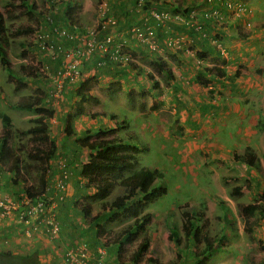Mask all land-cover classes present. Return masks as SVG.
Wrapping results in <instances>:
<instances>
[{"label":"trees","instance_id":"16d2710c","mask_svg":"<svg viewBox=\"0 0 264 264\" xmlns=\"http://www.w3.org/2000/svg\"><path fill=\"white\" fill-rule=\"evenodd\" d=\"M107 1L108 11L116 20L114 26L107 25L98 20V14L94 16L91 25L82 24V18L79 19L78 15L81 12L82 6L80 3L72 2L71 0H45L44 8L45 13L38 9L33 0H18L22 9L31 15L36 14L37 17L42 19L40 29H37L32 42L27 44L26 48L21 50V56L34 57L39 63L42 61V71L48 70L46 78H40V72L30 64L21 65L25 75L18 80L15 88H22L26 86L27 81L25 76L31 78L33 84H41L36 87L37 90L44 91L45 97H39L35 92L29 94L26 98L16 102H7V107L12 109H19L33 113L36 115L32 120L36 125L28 129L22 130L20 133L23 135L30 134L31 142L34 145L33 158L38 161L34 165L37 172L36 178L32 179L31 184L28 185V167L23 164L22 158L15 153L19 148L13 146L12 136L14 135L12 118L4 112H0V122L4 130L3 135L0 137V167L10 173L8 184L3 187L2 176L0 175V191L9 197L21 201L24 197L29 199V203L22 209L29 212V217L34 219L30 220L27 224L18 222L21 232L24 229L32 230V241L35 240H50L48 232V224L42 222L43 216L53 211L59 222L63 209L72 205V207L79 210L77 215L84 220L87 227L96 229L97 237L100 241L106 242L98 236L100 233L106 232L107 227L117 221L127 222L118 236L121 238L118 242L117 260L119 264H158L157 254L150 248V236L146 232L147 226L153 221V215L146 211V208L151 204L159 195L164 193V188L159 186L162 173L157 168L145 167L137 169L136 159L140 151L144 152L142 143L137 141L136 133L129 131V125L125 119H120L114 112H105L99 110L98 112L90 113L92 120H97L92 123L89 128L76 129V123L82 116L87 115V105H101L98 97L90 93V89L95 84V80L87 77L84 72V64L94 60L96 70L102 69L105 65H98L103 60V56L99 52L93 53L87 59H82L78 66L80 72L77 81L69 82L68 77L64 78L62 88L57 89L54 77H61L64 71V65L68 59L65 58L67 50L71 47L80 46L81 42L78 40V35L86 33L88 28L94 31V37L98 40H105V38L114 31L116 37L112 43L111 50H114L117 42L121 40V32L132 25H151L153 26L156 34V39L159 34L157 21L151 16L150 10H162L170 14H186L190 8H198L201 14H211L213 11L218 10L224 14V7L220 5L221 0H212L211 4H207L205 0H189L184 3L175 0H144L143 5L139 8L136 7V0H100ZM246 4L248 9L250 7L245 0H241ZM2 0H0L1 6ZM98 5V6H99ZM98 8V7H97ZM121 9V13L116 10ZM206 10V11H205ZM97 11V9H96ZM123 11V13H122ZM203 11V12H202ZM25 12V11H24ZM251 12V10H250ZM120 14V15H118ZM118 15V16H117ZM117 16V17H116ZM213 16V15H212ZM212 16L210 18H212ZM199 18L201 23L200 31L205 32L207 35H213L221 40V29L213 30L211 19ZM250 19V13L248 14ZM169 30L177 31L178 33H171L168 31L167 35L170 39H179V47L175 50H182L185 47L191 49L192 43H188L183 39V36L190 37L192 41L197 40L198 33L193 28L183 25L174 26L167 23ZM231 25L227 23L224 27ZM164 26V25H163ZM253 27V26H252ZM237 35L241 38L246 37L249 31H242L239 27L233 26ZM31 29L27 28L21 33H31ZM158 32V33H157ZM71 33V34H70ZM185 36V37H186ZM199 44H201V40ZM167 42V41H166ZM166 42L163 44L166 46ZM9 43L10 38L8 34V27L6 25L5 15L0 8V66L7 70L8 76L11 80L17 79L14 77L16 72L13 70L12 62L9 57ZM208 44L207 42H203ZM168 46V45H167ZM171 46V45H169ZM168 46V47H169ZM128 50V49H126ZM187 50V49H185ZM213 52L217 54L218 58L222 59L223 55L219 50L212 47ZM198 53V55H197ZM99 56H96V55ZM206 53H201L196 50L194 55L203 58ZM96 56V57H95ZM217 58L216 61H219ZM198 59V57H197ZM46 62V64H44ZM112 64V63H111ZM158 73H162L166 78H171L170 70L165 66L164 62L157 58L155 61ZM201 63L195 65L200 67L195 79L202 84H209L211 81L207 78H201L202 74L212 75L216 78L221 77L224 71L220 67H201ZM114 69L109 71L108 78H112L110 82L105 84L101 91L107 94L113 101L122 93V85L120 79L122 78V71L120 65L114 64ZM52 73V74H51ZM49 76V77H48ZM86 76V77H85ZM147 78L152 81L151 87L153 93H156L158 83L152 74H148ZM25 80V81H24ZM47 90H46V89ZM45 89V90H44ZM153 97L149 92L143 89L140 96ZM72 98H74L72 100ZM128 98V97H127ZM131 101V98H129ZM103 100V99H102ZM66 105L68 107H66ZM100 107V106H99ZM109 116V119L105 120ZM141 115H145L142 113ZM99 119H101L99 121ZM112 123L111 126L108 124ZM55 124V125H53ZM50 126L60 127L58 133L61 135V142L57 146L55 139L50 136ZM139 143L140 145L138 146ZM60 148V155L56 151ZM86 150L85 155L82 153V161L80 162V170L75 171L73 166L69 164V154L78 150ZM60 156V158H58ZM81 156V155H80ZM56 158V163L48 168V163ZM55 159V160H56ZM240 162L244 163L247 167L260 171V164L258 157L250 148H245L242 154L236 156ZM55 162V161H54ZM60 162L61 165L59 164ZM66 174L65 179L62 178ZM127 173V174H126ZM115 174L124 175L125 179L117 181ZM76 178V187L79 190L78 199L65 200L68 182ZM82 178V179H81ZM6 180V178H5ZM59 180L66 181L65 188H59L57 182ZM122 186L123 192L117 195L113 200L109 201L107 198L111 194L115 186ZM245 187H233L231 195L239 194ZM54 188L55 193L50 192ZM86 190V191H85ZM85 191V192H84ZM264 197V191L261 192ZM87 197L92 201H100V207L96 215L91 216V213L86 211L84 207H78L79 198ZM215 202L222 213V225L217 233L212 238L209 236H201L200 228L202 222L200 221L201 209L189 210L180 212L181 214V234L174 223L168 224L167 238L169 242L177 249L175 258L177 261H171V264H207L209 256L214 253V248L226 250L222 241L224 242L229 235L226 231L229 230L228 214L230 209L227 203L217 197ZM55 203V204H54ZM41 204V205H39ZM39 205V206H38ZM54 205L52 208L50 206ZM185 207V204L183 205ZM38 207L39 210H31V208ZM180 208V207H178ZM193 208V207H192ZM44 210V211H43ZM36 211V212H35ZM169 214V213H168ZM245 214L248 219L245 223L244 230L248 233L253 231L254 226L261 219H264V204L252 203L245 207ZM39 215V216H38ZM169 214L167 217H170ZM38 216V217H37ZM0 219H2L0 217ZM127 220V221H126ZM45 225V226H43ZM36 228L35 230L32 227ZM61 227V226H60ZM90 228V227H89ZM231 228V227H230ZM235 229H230V232ZM226 232V233H225ZM25 237V236H24ZM58 238L54 239L57 240ZM30 241V240H28ZM219 243V245H218ZM104 244V243H103ZM103 247V245L100 244ZM132 247L131 253L128 258L124 260L123 251ZM264 250V246L261 245ZM62 259V258H61ZM65 264L64 262H61ZM0 264H41L39 261V254L36 250L30 251L27 254H15L10 251L0 250ZM259 264H264L262 261Z\"/></svg>","mask_w":264,"mask_h":264},{"label":"rangeland","instance_id":"374dc122","mask_svg":"<svg viewBox=\"0 0 264 264\" xmlns=\"http://www.w3.org/2000/svg\"><path fill=\"white\" fill-rule=\"evenodd\" d=\"M36 3V6L42 13H45L44 3L45 0H33ZM72 2L80 3L82 6L81 9H85L86 15L82 18V24L91 25L93 20L95 19V11L99 5L100 0H71ZM180 3H184L186 0H175ZM189 1V0H187ZM252 1L249 3V7H253L255 5H259L264 10V0ZM2 12L5 15L6 25L8 27V34L10 38L9 43V57L12 62L13 70L16 72L17 79L11 80L8 76L7 70H5L2 66H0V112L7 113L12 118L13 123V131L14 135L12 136L13 146L19 148L15 151L17 155L22 158L23 164H26L28 167V185L31 184L32 179L36 178L37 172L35 171L34 165L38 164L33 158L34 155V145L31 142V135L26 134L23 135L20 133L22 130L28 129L32 126H39L32 122L31 119L36 117L35 114L20 111L19 109H12L7 107V102H16L18 100H22L26 98L29 94H33L34 92L39 95V97H45L44 91L37 90L36 87L32 86L33 83L31 78L25 76V80L27 81L26 86L20 88H15L20 82L18 78L25 75V72L22 70L21 65L27 64L31 65L34 68L38 69L40 72V78H46V73L50 70V67L45 72L42 71L44 65H42V61L39 63L34 57L21 56V50L27 47L29 42L34 40L36 36L35 32L37 29H40V25L42 19L37 17L36 14L29 15L26 13V10L22 9L19 5L18 0H2L0 6ZM25 11V12H24ZM250 19H252V24L257 26L255 22V16L250 12ZM262 20V19H261ZM30 28L31 33H21L24 29ZM255 28V27H254ZM253 27L250 28V31L254 30ZM249 31V32H250ZM203 43V42H202ZM154 53V52H153ZM155 54V53H154ZM138 58H136L137 60ZM199 59V58H198ZM206 61V59H202V61ZM201 63V59H199ZM225 59H220L219 63H224ZM46 64V62H44ZM138 65L134 60L129 63L130 66ZM152 73V72H150ZM24 74V75H23ZM52 74V73H51ZM24 80V81H25ZM41 84V82H40ZM37 84V85H40ZM46 89V88H45ZM44 89V90H45ZM147 91L152 93L153 89L151 86H147ZM47 90V89H46ZM159 93V91H158ZM106 96H104L105 98ZM128 97V98H127ZM260 97H264V94L261 93ZM103 101L100 107H96L97 105H87L86 113L87 115L82 116L76 123H74L75 128L85 129L89 128L94 121L90 117V113L98 112L99 110H103L107 113L114 112L120 119H126L129 125V129L133 130L136 133L137 141L141 144L142 148L145 150L144 152L140 151L138 155V162L136 160V168L139 169L142 166L157 168L162 173V178L159 181V186L164 188V193L159 195L151 204L148 205L146 211L150 212L153 215V221L150 225L147 226L146 232L149 234L151 238L163 239L161 243V251L157 254V262L158 264H171V261H177L178 258H175L176 248L167 241L168 234V224L174 223L177 225L179 233L181 234V214L183 211H191L196 209H201L200 205L203 206L201 209L200 221L202 222L200 233L201 236H212L218 232L222 225V213L220 212L219 207L215 202V198L219 197L223 199L229 209L230 213L228 214L229 218V230L226 231L229 236L227 239L234 238L232 242L235 243V246H228L229 243H225L226 240L221 244H225L226 252L222 250H218V247L214 248V253L209 256L208 264H259L264 261V250L261 248V245L264 246V219L257 222L254 226L253 231L248 233L244 230L245 223L249 221L251 218H248L245 214V207L252 203H262L264 204V197H262V191H264V176L263 180L259 181L258 173L253 170L245 167V164L240 162L238 159H234L232 155L234 153V145H236V141L239 139V135L233 133V140L229 144H223L220 140L215 141V137L217 134L215 132L207 133L205 136L195 137L196 139L193 141V144H196V149L200 148L202 142H206L204 146H202L204 150L207 151V154H200L195 151L193 156L198 157V162L203 161V168L205 173L210 175L212 172V176H206L202 174H191L190 170L193 169L189 166L190 161L185 157V155L176 154L172 149L168 148L166 143L168 142L167 136H165L162 132L157 131V129H175L171 128L168 123L165 122L164 118L168 113L159 110L160 107L157 105V101L153 100L151 96L148 94L143 97L140 96V93L130 92L127 94L120 93L119 96L115 99V101L109 102L108 100ZM131 98V101L130 99ZM74 98H72L73 100ZM251 108L249 111H245L246 115H249V112L252 115L251 119H246L244 122V128L246 129H254L257 133H264V100L252 101L251 103H245ZM66 107H68L66 105ZM159 110V111H158ZM145 113V115H141ZM133 115V117L130 116ZM158 115L157 124L154 125L155 115ZM153 116V117H152ZM139 118V119H136ZM143 119H148L152 122L151 127H147L146 123H141ZM159 118L161 121L159 122ZM109 119L107 118L105 120ZM135 119V120H134ZM189 118H185V124L190 127H195L194 123H191ZM101 119H99L100 121ZM248 122H251L249 124ZM231 124L236 125L234 121ZM55 125V124H53ZM142 125V126H141ZM54 126H50V129H53ZM146 129H145V128ZM141 128V129H140ZM178 128V127H176ZM229 125L224 126V130L222 133L229 132ZM60 127H55V129L51 130L50 136L55 139L57 146L59 142H61V135L58 133ZM168 131V130H167ZM232 131V129H230ZM3 128L0 122V137L3 135ZM240 137H243L240 135ZM190 135L186 140L190 139ZM256 138V137H254ZM260 140L257 142L259 145H264V135L262 137L257 136ZM257 140V139H255ZM139 143L138 146L140 145ZM185 143V142H184ZM166 148L163 150L161 147L165 146ZM161 146V147H160ZM242 147V144L239 145ZM183 147L181 146L180 149ZM241 149V148H240ZM60 148L56 151L57 155H60ZM240 151V150H239ZM257 156L262 159L264 162V149L257 150ZM82 153L85 155L87 153L86 150H78L74 153L69 154V164L73 166L72 168L75 171L80 170L82 161ZM81 155V156H80ZM228 156L229 161L236 165L235 168L245 169L246 177L244 179L236 178V176H229V172L225 171L224 166H222L223 160ZM60 158V156L58 157ZM53 158L48 163V168L53 166V163H56L57 159ZM219 159V160H217ZM217 161L220 164V168L215 166L216 170H212V166L208 165V161ZM55 161V162H54ZM54 167V166H53ZM210 169V172L206 169ZM235 172H240V169L234 170ZM256 173V175L254 174ZM127 174V173H126ZM115 174V178L117 181H122L126 177L125 175ZM0 175L2 176V185L5 187L8 183V179L10 177V173L6 170H2L0 167ZM6 178V180H5ZM82 179V178H81ZM70 184V183H69ZM68 184V185H69ZM245 187L239 194L231 195V190L233 187ZM86 191V190H85ZM84 191V192H85ZM123 192L122 186H115L112 190L111 194L107 198L109 201L113 200L117 195H120ZM78 207H84L86 211L91 213V216L96 215L99 210L100 202L92 201L87 197L79 198ZM185 204V207L183 206ZM180 207V208H178ZM193 207V208H192ZM170 217H167L169 214ZM249 219V220H248ZM77 225L87 227V224L84 223L82 218H78ZM125 221H117L110 226H108L107 231L100 233L102 239L106 240L104 243V247L108 251L107 254L109 257H112V263H114L113 259L115 258L117 246L118 244H112L113 241H117L119 236L118 234L126 225ZM90 227V226H89ZM235 229V231H231L230 229ZM87 229V228H85ZM90 234H94V228L88 230ZM225 232V233H226ZM62 237V235H60ZM85 234L81 237L86 239ZM63 238V237H62ZM82 239L80 237L68 238L64 239L63 244L60 245L61 252L64 251L66 245L72 243H80L88 241ZM30 240L29 242H31ZM219 245V243H218ZM221 249V247H220ZM123 258L126 260L131 253V247L123 251ZM177 253V252H176ZM242 253V254H240ZM237 255H241L240 260H236L235 257ZM61 253L57 250L55 253V257H60ZM245 258V260H244ZM142 261L141 264H143ZM115 264V263H114ZM125 264H130L129 262ZM147 264V263H145Z\"/></svg>","mask_w":264,"mask_h":264},{"label":"crops","instance_id":"0c3cea01","mask_svg":"<svg viewBox=\"0 0 264 264\" xmlns=\"http://www.w3.org/2000/svg\"><path fill=\"white\" fill-rule=\"evenodd\" d=\"M110 1L113 3L115 2L114 0ZM245 1L248 6L252 1L259 3L258 0ZM250 10L256 18L253 23L255 22L257 26L252 24L253 28H255L253 31L249 30L250 32L246 37L241 38L238 36L232 25L221 28L222 41L226 49V53L223 57L225 62L222 64H217L219 63V61H216L218 56L215 51L213 52L211 45L204 44L202 42L199 44V41H197L198 39L196 41H192L190 37H187L186 35L185 41L192 43L191 49L185 47L182 50H175L172 46H164L163 44L166 42V39L169 38V35H167L168 31L171 33L173 32L169 30L170 25H168L162 29H158V48L157 51L154 52L155 54L152 51H149V49H147L144 45L131 43L129 45V50L138 65H120L123 74L120 79L123 94L130 92L138 94L143 89L147 91V86H151L152 83V81L147 78L148 74H152L154 81H157L158 88L156 93H149L153 96V100H158L157 105L160 107L159 110L168 113L164 118L165 122L168 123V126L170 125L171 128H175L167 129L168 131L166 129H157V131L162 132L165 136H167L168 142L166 145L168 148L172 149L180 156L181 154L185 155V157L189 159V166L193 168L190 170L191 174H202L209 177L210 175L212 176V172H210L209 168L206 170L210 172V175L204 172L205 170L203 168H206V166L204 167L203 165L204 160L199 163L198 157L193 156L195 151L199 154L200 152L207 154V151L202 149V146H204L206 142H202L200 148L196 149L197 145L193 144V141L196 139L195 137L202 135L205 136L207 133L215 132L217 134L215 141L220 140L223 144H229L233 140V133L238 134L239 139L236 141V145H234L235 149L232 154L234 155V159H236L238 154H242L245 148L252 149L256 155L258 153L257 150L264 149V145L261 146L257 143L260 141L257 136L262 137L264 133H257L254 129H245L243 122L245 118L251 119L253 115L250 112L249 115H246L245 111H249L251 107L245 103L264 100V97H260L261 93L264 94V10L260 7V4H254L252 8L250 7ZM116 12L121 13V9H117ZM86 14L85 9H81L80 14L78 15L79 19L83 18ZM173 33L178 32L174 31ZM196 50L201 53H206L203 58H199V56H197L201 59V67L219 65L224 71V74L221 77L216 78L215 76H208L201 73V78H207L211 81V83H199L195 79L198 74V70H200V67L198 68V66L195 65V62L196 64L200 63L199 59H197L194 55ZM96 56L99 55L97 54ZM136 58L138 59L136 60ZM157 58L161 59L165 66L170 70L171 78H166L164 74L158 73L156 68L157 66L155 64ZM202 59H206V61L204 62ZM218 59L220 60V58ZM94 60L96 59H92L90 62L84 64L83 72L86 73L87 77L95 80V84L90 89V93L98 97L101 103L104 96H106L104 98L105 100L112 102L113 99H111L107 94L105 95V93L101 91V88H103L105 84L110 82L112 79H109L107 74H109L111 69H114V64L109 63L110 65L102 67L100 71L94 69L96 68L94 66ZM37 84H33L32 86H39ZM130 116L133 117L132 114H130ZM157 116L158 115L156 114V123L154 125L157 124ZM186 117L189 118L188 120L196 126H187L185 124ZM160 121L161 118H159V122ZM230 121H234L238 124L233 125ZM141 123H146L147 127H151L152 125V122L143 118ZM248 123L251 124V122ZM108 125L111 126L112 123H109ZM227 125L230 127L229 132L222 133L226 130L224 129V126ZM230 129H232V131H230ZM128 130L133 131L131 129ZM187 134L188 137L189 135L191 137L188 140H186ZM240 135L243 137H240ZM240 144H242V147L239 146ZM166 145L160 147L164 150ZM181 146L183 147L182 149H180ZM139 154L140 153L136 155L137 162ZM220 161H223L222 166H224L225 171L229 172L227 177L235 175L236 178L239 179H244V177L247 178L244 167L243 169L235 168L236 165L229 161L228 156ZM258 162L260 164V171L256 172L259 175V181H261L264 176V162L259 157ZM207 164L212 166L213 171L216 170L215 166L218 167V170L220 168V164L214 160L208 161ZM245 167L249 168L246 165ZM237 169H240L241 171L235 172L234 170ZM254 174L256 175V173ZM212 179H214L213 176ZM75 180L76 178H73V180L68 182V184H70L67 186L66 190V201L73 199L76 200L79 197V190L76 187ZM55 192L56 191H54L53 188L50 193L53 194ZM78 212L79 210L77 211V209L72 207V205L69 207L65 206L63 213L60 216V235H62L63 238L59 235L57 240H53L51 242L44 239L29 242L22 234L21 229L19 231L20 226L14 218H2L0 219V250L10 251L15 254H27L30 251L36 250L39 254V261L41 264H62V252L60 250V245L63 244V240L65 238L70 239L77 236L80 237V240L81 238L85 239L81 237L85 234L87 235L85 240L88 239V241H86L88 247L94 254L91 263L96 264V250L101 244V241L97 237L95 228L94 234H90L88 230L91 229V226L89 228L77 225L80 224L77 223V220L80 217V215H77ZM120 239L121 238L119 237L118 240L113 241L112 244H118ZM233 239L234 238L232 237L227 239L229 242L228 246H230V243L235 246V243L232 242ZM162 240L163 239L160 240L156 237L150 239V248H152L156 254L161 251L160 246ZM57 250L61 253L60 257H55ZM105 252L106 264H119L117 254L113 259L114 263H112V257H109L106 248ZM235 259L240 260L241 255H237Z\"/></svg>","mask_w":264,"mask_h":264},{"label":"built area","instance_id":"2783aa9c","mask_svg":"<svg viewBox=\"0 0 264 264\" xmlns=\"http://www.w3.org/2000/svg\"><path fill=\"white\" fill-rule=\"evenodd\" d=\"M212 0H205L207 4H211ZM144 0H136V7L139 8L143 5ZM220 5L224 7V14L218 10L213 11L211 14L203 13L198 8H190L186 11V14H170L162 10H150V14L155 18L159 26H163L166 23H173L176 25H183L189 28H193L194 31L199 32L201 29V23L199 18L209 19L212 15L210 23L213 26V30H218L224 27L227 23H231L232 26L239 27L242 31H249L251 28V21L248 18L249 9L241 0H221ZM206 11V10H205ZM203 12V11H202ZM96 13L98 14V20L103 21L105 27L107 25L114 26L116 20L108 11L107 1H102L98 6ZM88 31L78 35V40L81 42L80 46L71 47L65 51V58L68 60L64 65V71L61 77H54L55 85L57 89L62 88L64 78L68 77L69 82L77 81L80 75L78 66L82 59H87L95 52H99L104 58L98 65H105L107 62H113L114 64H127L131 61V54L125 50L129 48L131 41L144 45L149 51H157L158 43L156 40V34L153 26L151 25H132L121 32V40L117 42L114 50L112 43L114 37H116L114 31L108 35L105 40L101 41L94 37V31L92 28H88ZM71 34V33H70ZM213 35H207L205 32L200 31L197 39H204L211 43L219 52L224 55L225 47L221 44V40ZM184 39V37H183ZM179 39H167L166 44L171 45L174 48L179 47ZM187 51V50H186ZM62 162L59 164L61 165ZM67 175L64 173L62 178L65 179ZM66 181L59 180L57 186L59 188H65ZM29 203V199L23 198L21 201H17L6 194H2L0 191V217L1 218H14L17 222L27 224L30 220L34 219L29 217V212L22 208ZM55 204V203H54ZM41 205V204H39ZM38 205V206H39ZM54 205L50 206L52 208ZM39 210L38 207L31 208V210ZM44 211V210H43ZM36 212V211H35ZM39 216V215H38ZM37 216V217H38ZM42 222L48 224L49 238L51 241L59 237L60 226L59 222L53 211L49 212L42 218ZM45 226V225H43ZM33 230L34 226L32 227ZM23 235L28 240H31L32 230L24 229ZM96 264H106V253L103 247L99 246L96 250ZM94 254L90 251L87 243L80 242L68 245L62 257V262L65 264H92V258Z\"/></svg>","mask_w":264,"mask_h":264},{"label":"clouds","instance_id":"9594fccd","mask_svg":"<svg viewBox=\"0 0 264 264\" xmlns=\"http://www.w3.org/2000/svg\"><path fill=\"white\" fill-rule=\"evenodd\" d=\"M249 13H250V10H249ZM171 24H173V23H171ZM174 26H177L176 24H173ZM166 26H168V24L166 23L164 26H159L158 27V29H162V28H164V27H166ZM251 27H252V22H251ZM246 32V31H245ZM184 37V39L186 38L185 36H183ZM157 40V39H156ZM201 41H203V42H207L209 45H211L213 48H215L211 43H209L208 41H206V40H204V39H200ZM166 41H167V39H166ZM131 43H135V44H139V43H136V42H134V41H131ZM128 50L130 49V48H127ZM216 49V48H215ZM125 50H126V47H125ZM128 50H126V51H128ZM188 51V50H187ZM129 53H130V50L128 51ZM153 52V51H152ZM155 52V51H154ZM225 53H226V49H225ZM100 54V53H99ZM131 54V53H130ZM225 55V54H224ZM224 55H223V57H224ZM132 56V55H131ZM223 59V58H222ZM132 60H134V57L132 56V59H131V61L130 62H132ZM135 61V60H134ZM129 62V63H130ZM110 63H112V64H114L113 62H111L110 61ZM129 63H127V64H123V65H129ZM108 64V63H107ZM220 64H222V63H220ZM118 65H121V64H118ZM206 67H208V66H206ZM210 67V66H209ZM214 67H220L221 68V66H219V65H214ZM60 231H61V227H60ZM59 235H60V233H59ZM85 243H87V242H85ZM225 243H229L228 241H227V239H226V242ZM72 244H74V243H72ZM68 245H70V244H68ZM68 245H66V247L68 246ZM88 245V244H87ZM101 245H104L103 243H102V241H101ZM100 246V245H99ZM98 246V247H99ZM224 246H226L225 244H224ZM65 247V248H66ZM97 247V248H98ZM102 247V246H101ZM227 247V246H226ZM103 248H104V246H103ZM65 250V249H64ZM104 250H105V248H104ZM218 250H222V249H218ZM222 251H224V250H222ZM64 252V251H63ZM63 252H62V257H63ZM224 252H226V250L224 251ZM106 253V252H105ZM106 256V255H105ZM209 262V261H208ZM208 262H207V264H208Z\"/></svg>","mask_w":264,"mask_h":264}]
</instances>
